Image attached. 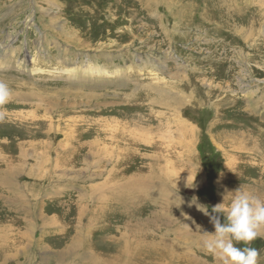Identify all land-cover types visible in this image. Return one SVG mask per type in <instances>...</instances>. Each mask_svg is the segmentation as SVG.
Listing matches in <instances>:
<instances>
[{
  "label": "rangeland",
  "instance_id": "rangeland-1",
  "mask_svg": "<svg viewBox=\"0 0 264 264\" xmlns=\"http://www.w3.org/2000/svg\"><path fill=\"white\" fill-rule=\"evenodd\" d=\"M177 2L0 0V80L12 92L0 145L13 156L0 155V170L12 166L19 188L13 203L0 192V222H22L16 264H86V247L118 255L136 220L143 264H221L202 246L215 229L188 226L210 220L193 199L209 213L240 186L264 200V22L251 43L214 38L217 47L204 30L179 39ZM213 55L235 61L236 76L208 94L220 83L205 71ZM99 201L93 230L75 233V211L87 205L85 218ZM250 246L264 264V231Z\"/></svg>",
  "mask_w": 264,
  "mask_h": 264
},
{
  "label": "bare ground",
  "instance_id": "bare-ground-1",
  "mask_svg": "<svg viewBox=\"0 0 264 264\" xmlns=\"http://www.w3.org/2000/svg\"><path fill=\"white\" fill-rule=\"evenodd\" d=\"M175 7H176L177 23L180 24V26L177 28V32H178L177 37L179 39H182L185 37H188V39H189L190 38L189 33L195 32L197 30H204V33L206 34V38L209 39L211 44H213L217 47H218V43L214 44V41H213L214 38L220 39L221 42H234V43H238V44H240L241 42L248 43L253 38V37L251 38V34L253 33V35H254V32L257 31V28L259 27V25L264 22V5H260L257 0H185V2H184V0H178L177 5ZM230 31L232 34L231 33L229 34ZM239 34L241 36H239ZM249 43H251V42H249ZM241 46L243 47V45H241ZM224 56H225V58H219L218 59L217 58L218 56L216 57L215 55H213V58L215 60H213L212 57H205L203 59V61H205V62L207 61V59H210V61H212V63L209 65V67H207V69L205 70L207 72L208 78L211 77V78H214V79H217L220 81V83L218 85H213L212 83H208L209 85L206 84V86L208 87V91H209L208 94L214 93V92L223 93V91H222L223 86L221 85V81L227 82V81H229L228 77H230V76L235 77L236 76V68H232L235 65V61H230L231 60L230 58L227 59L226 58L227 55H224ZM204 74H206V73H204ZM187 79H188L187 77L186 78L182 77L181 81L179 80L180 82H178L179 87L183 88L186 85ZM191 80H193L194 84ZM191 80H190V87L193 89V91L192 90H189V91L191 93L197 92V90L194 89V88L199 87L197 85V84H199V82L195 81L196 80V73H193V77ZM183 81H184V83H183ZM181 83H183V84H181ZM223 85L225 86V84H223ZM227 92L228 91H226V93ZM196 101L199 103L198 100H194L195 104H197ZM225 101H227V100H224V101L222 100L221 102L224 104ZM233 103H235V101H231V104H233ZM233 105H235V104H233ZM11 121H13V120H11ZM32 126H34V125H32ZM10 134L11 133L8 134L7 131H1L0 130V136L1 137L2 136H11ZM73 139L69 140V138H68L69 143H71V142L74 143L75 139L74 140ZM42 143H44V142H42ZM92 144L93 143L89 144L87 150L89 151V153H93V155H95L96 153H98V150L94 151L95 147L92 148ZM42 146H44V145H42ZM34 148H32V150ZM43 148L45 149V147H43ZM35 149L38 150L37 148H35ZM18 151H20V152L24 151L22 148V144L19 145ZM42 151H45L46 153L48 152V150H42ZM64 151H66L65 147H64V149H62V153H64ZM49 152H50V150H49ZM55 153L58 156L60 155V151L55 150ZM1 154L3 156H4V154H11V150L8 148L6 149L0 145V155ZM3 156H0V157H3ZM5 156H7L9 159L11 157H13L12 155H5ZM8 158L6 161H4V163H5L4 168H6L7 166L10 167L12 164L11 163L12 161H9ZM15 160H17V159H15ZM14 180H15V173L12 171V166L10 167V169L8 168L6 170H0V192L3 191V198L8 199L9 203L14 202V200H12L14 195L11 196V193H8V192L14 193L19 189L17 185H16L17 188H13L15 186ZM21 189H20V192H22ZM4 190L7 192H4ZM92 194H94V193H92ZM109 194H113V193H109ZM17 197L18 196H15L14 198H17ZM115 197L117 198V201L120 200L119 203H117V204H119L121 206L124 205V203L127 201V200H124L125 197L123 195H121V193H119L118 196H115ZM102 201H104V200H102ZM134 201H135V198H134ZM105 204L106 203L99 201V202L94 203L93 206L89 205V207H93V208L90 210V213L85 218H84V215H86V213H87V210H86L87 205L86 206L80 205V208L77 211H75V215L73 217L75 220L74 222L76 223V226H79V228H80L78 230L77 227L76 228L72 227L73 230L75 229V233L79 234V231L82 228L85 230V232L88 235V232L93 230L92 225L94 224V222L96 220V215L99 213V211L101 209H103V206ZM125 206L128 207V205H125ZM126 211H127V209L123 207L122 212L125 213ZM61 216H62V214H61ZM53 218H54V220L57 221V218H60V217L55 215ZM49 219H50V217H49ZM11 222L13 223L14 226L13 225H4L0 222V264H16V261L19 259V257H17V255H18V249H19L18 244H20V243L17 241H20L19 236L21 238L24 236L23 234H25V233H22V234L15 233L14 227L19 228L22 226H17L16 221L14 222L13 220H11ZM25 222H28V220H25ZM208 223L212 227V229H215L207 217H203L200 221L195 222L192 225L189 224L188 226H189V228L195 227L194 229H197V230L199 229L198 231L200 232V230L202 231L203 228ZM17 224L21 225L22 222H18ZM25 224H28V223H25ZM125 230H126V236L123 238H120V241H119V249H118L119 254L118 255L114 254L111 256V254L109 255L107 253H105V255H104L99 251L94 252L90 247L85 246L86 248L84 247L85 249H83V252L81 254L79 253V257L81 259L82 258H88L89 261H87L86 264H132L131 261L133 258H134V264H141V263L143 264L144 256H145L144 251L142 252L143 235H144L143 221L136 220L132 225L125 224ZM197 230H195L196 232H193V233L199 234L197 232ZM188 231H186V232H188ZM32 243H33V241H31L30 244H32ZM26 246H29V243ZM31 248L32 247L30 245L29 251ZM71 250H75V249H71ZM66 254L72 255L73 253L68 252Z\"/></svg>",
  "mask_w": 264,
  "mask_h": 264
},
{
  "label": "clouds",
  "instance_id": "clouds-1",
  "mask_svg": "<svg viewBox=\"0 0 264 264\" xmlns=\"http://www.w3.org/2000/svg\"><path fill=\"white\" fill-rule=\"evenodd\" d=\"M11 89L9 84L0 80V106L10 102ZM232 193L230 203L225 206V197L222 203L208 207L197 203L193 204L205 215L215 228L214 233L201 232L204 249L216 255L221 264H257L260 252L251 247L264 231V200L243 190L240 186ZM238 244L245 245L238 247Z\"/></svg>",
  "mask_w": 264,
  "mask_h": 264
},
{
  "label": "crops",
  "instance_id": "crops-1",
  "mask_svg": "<svg viewBox=\"0 0 264 264\" xmlns=\"http://www.w3.org/2000/svg\"><path fill=\"white\" fill-rule=\"evenodd\" d=\"M260 195L262 196V194H260ZM224 197H225V196H224ZM224 197H222V198H224ZM226 197H227V195H226ZM229 197H230V196H229ZM261 198H264V197H261ZM220 199H221V198H220ZM230 200H231V199H230ZM229 202H230V201H229V198H228V199L225 201V203H226V204H229Z\"/></svg>",
  "mask_w": 264,
  "mask_h": 264
}]
</instances>
